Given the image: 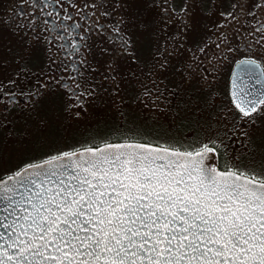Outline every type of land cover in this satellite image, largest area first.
<instances>
[{"label": "snow or ice", "instance_id": "obj_1", "mask_svg": "<svg viewBox=\"0 0 264 264\" xmlns=\"http://www.w3.org/2000/svg\"><path fill=\"white\" fill-rule=\"evenodd\" d=\"M230 94L241 119L264 106ZM221 155L124 137L29 163L0 179V264H264V165Z\"/></svg>", "mask_w": 264, "mask_h": 264}, {"label": "flooded vegetation", "instance_id": "obj_2", "mask_svg": "<svg viewBox=\"0 0 264 264\" xmlns=\"http://www.w3.org/2000/svg\"><path fill=\"white\" fill-rule=\"evenodd\" d=\"M147 1L158 8L159 21L164 24L165 29L169 33H177L180 44H183L181 39H185V46L191 53L187 60H180L181 57L178 56L176 61L169 62L166 77L170 83L172 78L179 75L176 72L181 65L185 79L195 83L199 81V88L204 86L206 93L210 95L217 93L223 98L219 103L229 102L231 113L240 118L230 94L232 77L235 68L243 60H255L264 68V0ZM133 2L134 0H0V33L7 43L3 45L7 53L0 52V138L4 151L19 144L26 134L24 131L32 133L26 125L28 119L33 118L34 114L35 117L44 114L49 106L55 104L57 114H61L63 111L60 109L63 108L74 116L77 111L87 119L91 110L84 112L88 110L89 105H94V102L104 98L110 99L112 94L118 91L114 88L110 90L109 85H112L110 82L113 80H105L107 83L101 84L103 88L95 84L97 81L94 71L99 74L104 69H94L98 68L100 58H104V49L119 48L120 51L116 54L132 52L133 46L126 39L127 34L130 37L131 31L129 23H126L128 18L125 13H121L119 4L122 3L125 8L130 7L133 12V7H138V3L133 6ZM219 18L226 22L220 24V28L214 23V20L219 21ZM218 30H223V38L219 43L200 47V38L204 37V34L213 35ZM134 40L138 45L137 38ZM140 46L141 44L137 46L138 55L149 53V46ZM143 48L145 51H142ZM167 49L165 46V53L168 52ZM24 52L26 55L22 56ZM135 61L140 62L137 58ZM186 71L189 72V77ZM208 80H211L210 85ZM92 85L98 88L92 90ZM123 89L127 90L126 87ZM261 89H264V86ZM99 90L105 94L99 95ZM135 93L136 98L135 95L131 96L134 100L129 107L131 114H136L132 119H127L122 103L115 107V110H111L116 113L96 114L92 122H86L84 129L102 130L112 135H133L140 131L147 133L154 125V131L158 126L155 125L156 112L151 115V112L137 107L139 102L146 101L149 92L145 88H139ZM139 93L141 94L138 100ZM214 107L215 105L210 109L212 114ZM183 109L187 111L186 107ZM142 111L143 113H140ZM116 115L119 116L118 119L114 118ZM205 118L204 115L195 119ZM176 119L175 132H178L177 126L181 120ZM182 122L184 128L190 124L189 128L195 133L205 132L211 127L210 121L201 123L191 120L188 123L187 119H184ZM233 123L236 124L237 121ZM250 125L249 118L243 119L238 123V129L245 134L244 130ZM139 140L145 142L143 139ZM107 141L121 142L112 139ZM6 142L10 145L6 146ZM103 142L105 141L95 142L90 146ZM220 147L224 148L223 145ZM1 154L0 179H6L8 175L25 166H18L19 162L10 161L8 152L3 153L1 150Z\"/></svg>", "mask_w": 264, "mask_h": 264}, {"label": "rangeland", "instance_id": "obj_3", "mask_svg": "<svg viewBox=\"0 0 264 264\" xmlns=\"http://www.w3.org/2000/svg\"><path fill=\"white\" fill-rule=\"evenodd\" d=\"M136 3H138V7H133V12L130 7L125 8L122 3L119 4L121 13H125L128 18V22L125 21L129 23L131 31L129 33L130 37L127 34L126 39L132 44L134 52L132 50L128 54H116V52L120 51L119 48L104 49V58H100L98 68L94 69H104L99 74L94 71V77L97 81L95 84H99L100 88H103L101 84H106L107 81L113 80V82H110L112 85H109L110 90L114 88L115 90L118 89V91L112 94L110 99L104 98L94 102V105H89L88 110L84 112L87 113L91 110L87 119L84 118L85 115L80 116L77 111H75L74 116L71 112H65L67 110L63 108L60 109L63 112L57 114L55 112L57 108L55 104L54 106H49L47 111L40 116L35 117L36 115L34 114L35 118L28 119L26 124L29 132L32 133L29 134L28 131H24L23 133L26 134L23 135L19 144L4 151L3 142L0 138V155L2 156L1 150L3 153L8 152L10 161L19 162L18 166H24L32 162L43 161L52 155H57L64 151L90 146L95 142L107 141L108 139L122 141V138L128 137L143 139L145 142L153 144L160 143L175 146L198 145L216 141L219 145L224 146V148L220 147L221 161L224 159L230 160L243 169L264 165V107L255 117L249 118L251 125L244 130L245 134H242L238 129V123L243 121V119L231 113L228 106L229 102H224L227 106L219 103L223 98L217 93L213 92L210 95L206 93L204 86L201 89L199 88L201 87L200 84L197 85L199 81L195 83V81L190 82L185 79L184 68L181 65H179L176 72L179 75L175 77L173 75L174 78L171 79L170 83L166 77L169 62L176 61L178 56L181 57L180 60H187L189 56L191 57V53L185 46V39L182 38L181 42L183 44H180L178 36H176L178 34L169 33L165 29L164 24L159 21L158 8L156 6L149 4L147 0H134L133 6ZM214 23L218 24L220 28V24H225L226 22L219 18V21L215 19ZM221 32L218 30L213 35L204 34V37L200 38L201 46H199L203 47L219 43L223 38ZM135 38L139 42L137 43L138 45H136ZM4 44L7 43L0 33V52L2 54L7 53L3 46ZM140 44V47L149 46V53L138 55L137 46ZM26 45L28 46V43ZM180 45L182 49H180ZM165 46L168 47V52L166 53L163 50ZM142 51H145V48ZM24 54L26 55L24 52L22 56ZM134 57L139 59L140 62L135 61ZM135 67L137 68L134 70ZM210 70L212 72L215 71L214 69ZM185 73L189 77V72L186 71ZM208 81H210L208 83L210 85L211 80ZM124 87L127 90H124ZM95 88L98 87L90 86L92 90ZM139 88H145L149 95L147 94L146 101L139 102L137 107L140 110L151 112V115L156 112L154 117H156L155 120L157 122L155 125L158 126L157 128L155 127L154 131H152V126L154 125L150 127V131L147 133L140 131V133L136 132L133 135H112L102 130L84 129L86 122H92L96 114L116 113L111 110H115V107H119L122 103L124 104L123 112L126 113L127 119H132L136 114L132 115L129 108L132 106L131 101L134 100L131 96L135 95L136 98L135 92ZM103 90L108 92L106 89ZM104 91L99 90V95L105 94ZM96 95L98 96V90ZM213 105L215 107L212 114L210 109ZM184 107H186L187 111H184ZM140 113H143V111ZM181 115L186 117H181ZM204 115L206 116L205 119H195ZM114 118L118 119L119 116L117 117L116 115ZM176 118L181 120L177 126L178 132H175ZM184 119H187L188 123L191 120L201 123H209L210 121L211 127L207 128L205 132L195 133L194 130L189 128L190 124L184 128L182 122ZM234 121H237V123H233ZM189 130L191 131L189 132ZM52 133L54 134L53 136L51 135ZM5 145L8 146L10 144L6 142ZM223 150L226 151L227 155L224 154ZM215 162L214 159L212 163Z\"/></svg>", "mask_w": 264, "mask_h": 264}, {"label": "water", "instance_id": "obj_4", "mask_svg": "<svg viewBox=\"0 0 264 264\" xmlns=\"http://www.w3.org/2000/svg\"><path fill=\"white\" fill-rule=\"evenodd\" d=\"M234 79L239 84H241L246 93H252L256 97H259L261 94H264V89L260 90V88L264 86V78L262 76H259L257 73H244L237 65L232 77V82Z\"/></svg>", "mask_w": 264, "mask_h": 264}]
</instances>
